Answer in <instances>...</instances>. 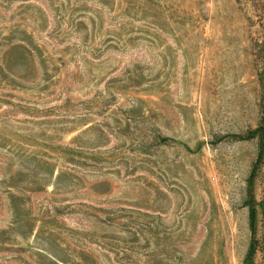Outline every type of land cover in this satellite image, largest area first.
Masks as SVG:
<instances>
[{"label": "rangeland", "instance_id": "rangeland-1", "mask_svg": "<svg viewBox=\"0 0 264 264\" xmlns=\"http://www.w3.org/2000/svg\"><path fill=\"white\" fill-rule=\"evenodd\" d=\"M263 67L264 0H0V264H244Z\"/></svg>", "mask_w": 264, "mask_h": 264}, {"label": "trees", "instance_id": "trees-1", "mask_svg": "<svg viewBox=\"0 0 264 264\" xmlns=\"http://www.w3.org/2000/svg\"><path fill=\"white\" fill-rule=\"evenodd\" d=\"M259 79L262 87V101H261V115L258 120V123L254 129L250 131V136L256 135L258 138V154L257 158L254 163V169H255V164L257 163V160L261 158L264 154V67L263 69L259 72ZM260 205V212L262 214V217L264 219V188H263V195L262 198L259 201ZM249 220H250V226L253 229L255 220H256V208L253 202L249 204ZM260 248L261 251L264 253V230L261 236V239L259 241H256L255 239H252L251 244H250V251L244 261V264H251V253L254 249Z\"/></svg>", "mask_w": 264, "mask_h": 264}]
</instances>
